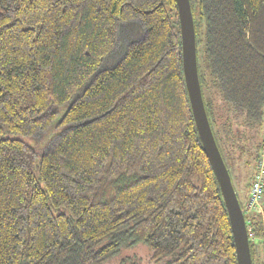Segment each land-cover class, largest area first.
<instances>
[{
	"label": "trees",
	"instance_id": "obj_1",
	"mask_svg": "<svg viewBox=\"0 0 264 264\" xmlns=\"http://www.w3.org/2000/svg\"><path fill=\"white\" fill-rule=\"evenodd\" d=\"M190 3L206 112L243 205L264 148V0ZM136 21L145 36L121 55ZM54 126L69 130L45 152L33 141ZM248 219L264 264V220ZM141 247L146 264H238L176 0H0V264H130Z\"/></svg>",
	"mask_w": 264,
	"mask_h": 264
},
{
	"label": "water",
	"instance_id": "obj_2",
	"mask_svg": "<svg viewBox=\"0 0 264 264\" xmlns=\"http://www.w3.org/2000/svg\"><path fill=\"white\" fill-rule=\"evenodd\" d=\"M182 38L183 70L196 127L219 183L234 236L238 264H253L245 215L215 140L199 80L197 40L190 0H176Z\"/></svg>",
	"mask_w": 264,
	"mask_h": 264
},
{
	"label": "rangeland",
	"instance_id": "obj_3",
	"mask_svg": "<svg viewBox=\"0 0 264 264\" xmlns=\"http://www.w3.org/2000/svg\"><path fill=\"white\" fill-rule=\"evenodd\" d=\"M133 25H136L137 27L126 29L124 35H121L120 37V40L117 46V52L120 53L121 55L125 53L126 47L128 45V41L126 39H128L129 41H134L137 38L136 41H140L145 36L144 26L142 25L140 21L133 22ZM115 55H118V54H115ZM117 59L118 57L116 56V60ZM116 60H115L114 54H111L109 58L107 59V62L110 61L108 63V66L113 65L116 62ZM68 130L69 128L67 127L54 126V128L49 133H39L35 137L33 142L34 143L38 142L40 145H42L41 147L43 151L50 152L54 148L56 143L60 140V138L63 137L68 132ZM239 168L242 169L243 167H238V169ZM242 172H243V169H242ZM237 175L238 177H235L234 175L233 176H234V179L236 178V181L239 184L240 182L243 181L244 178L238 179L240 177L239 172L237 173ZM238 188H239L238 190L239 195L240 194L244 195L246 193L244 186L242 184L238 185ZM241 200L242 202L244 201L243 198H241ZM137 252H138L137 255L134 254L136 253V251L128 252L126 254L127 256H131V260L128 263L131 264V262H135V263L142 262L143 264H146V258H147L146 249L144 247H141L137 250Z\"/></svg>",
	"mask_w": 264,
	"mask_h": 264
},
{
	"label": "built area",
	"instance_id": "obj_4",
	"mask_svg": "<svg viewBox=\"0 0 264 264\" xmlns=\"http://www.w3.org/2000/svg\"><path fill=\"white\" fill-rule=\"evenodd\" d=\"M247 196L248 198L243 203L242 209L248 227L250 243L257 245L262 240L250 233V230L253 229V224L250 219L247 220V217L261 216L264 220V148L257 163L254 179L247 191Z\"/></svg>",
	"mask_w": 264,
	"mask_h": 264
}]
</instances>
